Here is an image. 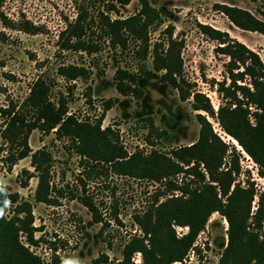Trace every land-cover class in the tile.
<instances>
[{"label":"rangeland","instance_id":"1","mask_svg":"<svg viewBox=\"0 0 264 264\" xmlns=\"http://www.w3.org/2000/svg\"><path fill=\"white\" fill-rule=\"evenodd\" d=\"M218 3L249 9L264 19V0H155L153 5L164 11V23L149 31L150 43L156 39L165 41L166 36L160 29L166 23H172L173 36L182 41L183 75L193 83L191 89L209 97L215 110L225 100L217 88L218 82L230 81L229 55L221 49L224 44L221 39L214 38L205 25L222 31L225 40L235 38L244 42L259 53L264 63V35L233 24ZM95 4L101 6V2ZM116 4L119 10L110 14L127 16L139 7V0ZM0 12L7 21L5 24L0 19V106L21 101L32 81L38 74H43L51 83L50 97L56 100L60 93L69 94L68 113H73L79 120L94 122L102 111L104 99L117 96L118 101L107 113V118L105 113L101 127L109 125L119 143L129 152L149 155L157 151L169 155L172 147L196 140L200 124L196 117L198 110L191 105L192 97L181 99L177 89L157 77L150 54L144 59L147 70L139 81L144 90L139 101L116 90L113 73L118 65L130 71L137 70L141 59L134 52L137 43L130 41L129 47L119 52L111 49L107 40L95 32L93 39L100 45L95 52L59 48V31L76 15L74 0H3ZM32 26L36 29L26 28L32 29ZM94 62L103 73L97 71ZM63 63L88 65L91 76L73 80L69 89L70 82L57 72L58 65ZM205 114L213 130L229 144L228 151L232 152V145L236 147L240 164L236 179L245 186L253 181L256 190H264V173H259L257 162L222 129L216 117ZM145 115H152L153 122L140 119ZM2 123L0 115V129ZM3 141L0 135L1 147H5ZM28 142L32 150L45 147L52 155L50 192L55 201L35 200L37 177L30 164V155L18 159L9 168L3 161L5 150L1 148L0 192L17 191L21 199L31 203L32 224L36 227L34 237L38 241L29 243L21 231L19 240L40 257L42 264H53L54 255L62 264H117L123 257L124 245L133 236L143 234L134 213L142 211L151 202L157 204L172 194L181 193L179 189L167 188L166 179L122 174L103 161L95 162L96 168L87 174L86 159L80 158L66 137L58 138L53 131L34 128ZM229 159V153H225L221 168L229 165ZM186 166L183 163V167ZM24 167L31 174L27 185L22 186L20 179L27 176L22 172ZM168 176L183 186L186 183L198 185V177L184 169ZM82 195L91 199L103 220H107L103 228L101 221L93 220L91 211L80 199ZM256 201L257 194L251 202L252 211L257 206ZM14 207V203L6 204V219L15 214ZM172 226L178 237L188 230L187 225ZM227 228L226 217L213 211L179 264H218L226 246ZM131 261L144 264L139 251L132 253Z\"/></svg>","mask_w":264,"mask_h":264},{"label":"trees","instance_id":"2","mask_svg":"<svg viewBox=\"0 0 264 264\" xmlns=\"http://www.w3.org/2000/svg\"><path fill=\"white\" fill-rule=\"evenodd\" d=\"M74 1L76 15L59 31V48L95 52L100 46L93 39L95 32L107 40L111 49L119 52L134 41L137 43L135 55L141 59L135 71L120 65L115 68L113 78L118 93L139 101L144 94L139 81L147 70L144 59L150 54L157 77L177 89L181 99L192 97L191 105L198 110V136L193 142L172 147L169 155L157 151L149 155L129 152L119 143L109 125L101 127L106 110L118 101L117 96L104 99L102 111L94 122L79 120L73 113H68L69 94L60 93L56 100L52 99L50 81L38 74L21 101L0 106L3 118L0 135L5 144V147L0 145L5 150L3 161L11 168L18 159L30 155V164L37 177L35 200L54 202L50 192L52 155L45 147L32 150L28 142L32 129L39 128L43 132L53 131L58 138L66 137L80 158L86 159L87 174L96 168L95 162L103 161L119 173L166 179L167 188L179 189L180 194H172L157 204L151 202L142 211L134 213L143 234L133 236L124 245L123 257L117 264H133L131 255L134 251L141 253L144 264H170L182 260L213 211L220 212L228 221L227 242L218 264H264V190H256L253 181L245 186L236 179L240 170L236 147L232 145V152L228 151L229 144L213 130L205 114L216 117L222 129L257 162L259 173H264V63L259 53L238 39H223L219 29L204 26L214 38L221 39L224 43L221 49L229 55L230 81L218 82L217 88L225 100L215 110L209 97L191 89L193 83L183 75L182 41L173 36L172 23L168 22L160 29L166 36L165 41L156 39L150 43V28H160L164 23V11L153 5L155 0H139L134 13L114 17L110 12L119 10L116 3L125 4L129 0ZM95 2H101V6ZM218 7L233 24L264 35V19L249 9L227 3H218ZM0 19L7 24L2 12ZM26 28L36 29L33 26ZM94 65L103 73L97 63ZM57 72L70 82L69 89L73 80L89 78L92 73L88 65L78 63L60 64ZM88 89L91 90L89 85ZM140 119L153 122L152 115ZM225 153L230 155L229 165L221 168ZM183 163L187 166L183 167ZM183 169L198 177V185L186 183L183 186L168 176ZM22 172L27 174L20 179L21 185L25 186L31 173L25 167ZM255 194L257 206L252 211ZM80 199L91 211L93 220L101 221L103 228L107 220H103L97 206L86 195ZM8 202L14 203L15 214L6 219L4 212ZM33 220L32 205L28 200L21 199L17 191L0 192V264H42L40 257L19 240L21 231L29 243L38 241L34 237ZM172 224L187 225L188 230L178 237ZM53 264H62L57 255L53 257Z\"/></svg>","mask_w":264,"mask_h":264},{"label":"built area","instance_id":"3","mask_svg":"<svg viewBox=\"0 0 264 264\" xmlns=\"http://www.w3.org/2000/svg\"><path fill=\"white\" fill-rule=\"evenodd\" d=\"M180 263V261L178 260V261H173L171 264H179Z\"/></svg>","mask_w":264,"mask_h":264},{"label":"crops","instance_id":"4","mask_svg":"<svg viewBox=\"0 0 264 264\" xmlns=\"http://www.w3.org/2000/svg\"><path fill=\"white\" fill-rule=\"evenodd\" d=\"M112 107H113V106H112ZM112 107H110V108H108V109L106 110V117H105V118H107V113L110 111V109H111Z\"/></svg>","mask_w":264,"mask_h":264}]
</instances>
